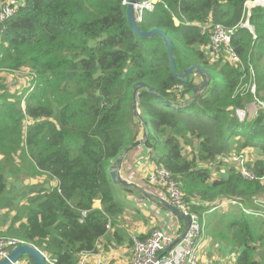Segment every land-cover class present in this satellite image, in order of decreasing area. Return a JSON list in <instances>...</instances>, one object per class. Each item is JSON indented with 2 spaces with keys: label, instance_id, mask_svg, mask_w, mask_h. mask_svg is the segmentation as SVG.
<instances>
[{
  "label": "trees",
  "instance_id": "1",
  "mask_svg": "<svg viewBox=\"0 0 264 264\" xmlns=\"http://www.w3.org/2000/svg\"><path fill=\"white\" fill-rule=\"evenodd\" d=\"M124 1L0 0L14 10L0 20V236L58 264H78L102 240L123 238L111 229L125 210L115 187L124 188L109 171L143 133L135 88L145 84L179 105L201 82L177 81L163 40L137 37ZM246 1L158 0L145 11L141 27L168 35L178 70L198 64L212 82L197 104L181 109L141 87L137 108L149 129L150 162L181 184L202 236L241 250L234 264H264V7L253 9L251 32L239 26ZM217 24L239 26L232 41L239 64L208 54L206 28ZM232 155L247 158L256 179L245 178Z\"/></svg>",
  "mask_w": 264,
  "mask_h": 264
},
{
  "label": "built area",
  "instance_id": "2",
  "mask_svg": "<svg viewBox=\"0 0 264 264\" xmlns=\"http://www.w3.org/2000/svg\"><path fill=\"white\" fill-rule=\"evenodd\" d=\"M157 2L158 0L139 1L135 5V18L139 24L144 22L145 11L153 10L154 5ZM123 4L127 5L128 2L124 1ZM257 7H264V0L246 1L244 5L245 20L241 21L239 26L253 32V28L250 25V18L253 9ZM13 12L14 10L9 5L3 6L0 8V20H5L11 16ZM175 21L178 23L177 20ZM239 26L235 28H227L221 24L207 26L206 30L210 42L208 54L214 59H217V56L222 53L232 64H239L241 59L235 49L232 48V41ZM249 90L252 94L256 93V85L254 82L250 84ZM230 160L238 164L242 175L245 178L249 180L256 179V176L245 166L247 158L232 155ZM147 181L150 185L159 187L163 191L166 197L165 201L186 215H189L190 222L187 231L180 242L167 254L165 253L166 249L172 245L179 235H170L163 230L155 229L145 240H141L137 236H134V246L131 250L132 256L127 264H199V247L203 238V227L199 217L187 210V204L182 193L181 184L174 178L173 174L164 167H156L149 171L147 174ZM129 184H131V182H129ZM143 200L138 199L141 203H144ZM232 204H236V202H232ZM85 215L86 213L83 212V216ZM22 244L24 243L13 238L0 236V261L7 258L17 246ZM90 255L91 253L82 254L78 264H87ZM45 257L47 264H58L56 259H50L47 256ZM13 264L27 263L25 261H18ZM97 264L105 263L102 258L98 257Z\"/></svg>",
  "mask_w": 264,
  "mask_h": 264
},
{
  "label": "crops",
  "instance_id": "3",
  "mask_svg": "<svg viewBox=\"0 0 264 264\" xmlns=\"http://www.w3.org/2000/svg\"><path fill=\"white\" fill-rule=\"evenodd\" d=\"M188 102V100L186 101ZM141 130V129H140ZM156 168L150 162L149 150L145 146H141L132 150L124 159L121 169V175L128 180H132L133 193H128V199L125 202V210L121 217L116 221V225L111 229L114 232L116 229L124 231L123 238L116 237L114 240H102L98 244L97 251L90 255L87 264H97V258H102L105 264H127L131 257V245L129 238L131 236L148 237L155 229L163 230L170 235H180L185 225L166 210L153 205L148 200H143L140 190L149 194L155 200L166 199L163 191L150 185L146 180V175L149 171ZM219 173L213 172V177L217 178ZM45 178H37L34 183H42ZM32 179H24L25 184H30ZM55 185L54 181H51ZM125 190V189H124ZM126 191V190H125ZM127 192V191H126ZM142 199L144 203L138 201ZM26 198L22 200V205ZM122 203V202H121ZM223 203L221 206H226ZM96 207H100V202H96ZM212 242L218 244V240ZM223 248L225 244L223 243ZM229 251V249H226ZM200 264V263H199ZM234 264V263H233Z\"/></svg>",
  "mask_w": 264,
  "mask_h": 264
},
{
  "label": "water",
  "instance_id": "4",
  "mask_svg": "<svg viewBox=\"0 0 264 264\" xmlns=\"http://www.w3.org/2000/svg\"><path fill=\"white\" fill-rule=\"evenodd\" d=\"M139 2V0H129L127 4V20L128 24L131 27L134 34L146 41H150L155 39L156 37H160L164 44L167 47V50L169 52V60L170 65L173 69V73L175 78L178 82L183 84H188L192 76H198L201 78L200 85L196 87L193 90V95L190 97L188 102H184L183 104L179 105H173L168 102H166L163 98H160L152 88L146 86L145 84H140V86L136 87L133 92V109H134V115L139 120V122L143 124V134L139 140H137L135 143H133L131 146L127 147L124 153L120 156V158L116 161V163L110 168V175L112 182L115 185L123 187L127 193L132 194L133 190L130 187V184L124 179V177L121 175V169L122 164L126 156L134 149L139 148L141 146H145V143L149 136V129L147 126V123L143 120L140 111L137 108V94L139 91V88H148V90L151 92V94L157 98H160L162 101H164L167 105L175 108V109H181V108H190L193 105L198 103V100L205 91L209 88L212 82V76L211 74L204 69L202 66L195 64L191 66L190 68L184 69L182 71H179L176 64V54L174 51L173 43L171 39L168 37V35L161 29H152L150 31H145L141 25L136 21L135 18V5ZM140 194L142 196V199L148 200L153 205L162 208L166 210L167 212L173 214L179 222L183 223L185 225V228L183 229V232L179 237H177L172 245H170L165 253L167 254L175 245H177L182 237L184 236L185 232L187 231L189 222H190V216L186 215L185 213L181 212L171 204H169L167 201L164 200H155L152 198L149 194L144 192L143 190H140ZM24 256L30 257L35 264H47L45 255L40 252L37 248L30 244H22L17 246L7 258L0 261V264H13L18 261H20Z\"/></svg>",
  "mask_w": 264,
  "mask_h": 264
},
{
  "label": "rangeland",
  "instance_id": "5",
  "mask_svg": "<svg viewBox=\"0 0 264 264\" xmlns=\"http://www.w3.org/2000/svg\"><path fill=\"white\" fill-rule=\"evenodd\" d=\"M27 79H28L27 75H22V86L24 87L27 86V84H24L25 81H27ZM9 84H10V88L13 89L14 86L11 85V83ZM137 121H138L137 122L138 126L142 129L141 123L139 122L138 119ZM124 179L127 181V178H124ZM146 180H147V175H146ZM127 182L132 183V180L130 179ZM130 187H132L131 184H130ZM115 190H116L115 194H116L117 201L119 203L122 202L121 204L125 205V202L128 199V193L120 187H115ZM212 241L213 239H209L208 237L203 236L201 243H200V247H199V263L200 264H233L237 258V255H239L241 250H236V251L229 250L228 251L226 250L227 249L226 247L223 248L224 246L222 242L219 241V243L216 244Z\"/></svg>",
  "mask_w": 264,
  "mask_h": 264
},
{
  "label": "clouds",
  "instance_id": "6",
  "mask_svg": "<svg viewBox=\"0 0 264 264\" xmlns=\"http://www.w3.org/2000/svg\"><path fill=\"white\" fill-rule=\"evenodd\" d=\"M141 25V24H140ZM143 134V133H142ZM141 138V137H140Z\"/></svg>",
  "mask_w": 264,
  "mask_h": 264
}]
</instances>
